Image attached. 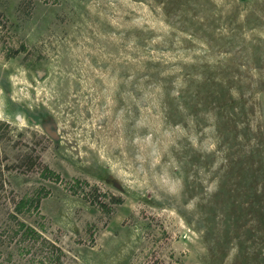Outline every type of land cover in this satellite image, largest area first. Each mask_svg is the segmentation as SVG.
I'll list each match as a JSON object with an SVG mask.
<instances>
[{"label": "rangeland", "instance_id": "rangeland-1", "mask_svg": "<svg viewBox=\"0 0 264 264\" xmlns=\"http://www.w3.org/2000/svg\"><path fill=\"white\" fill-rule=\"evenodd\" d=\"M0 264H264V0H0Z\"/></svg>", "mask_w": 264, "mask_h": 264}]
</instances>
